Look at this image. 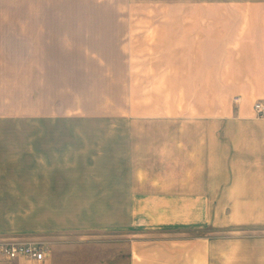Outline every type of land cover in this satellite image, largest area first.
Listing matches in <instances>:
<instances>
[{
	"label": "crops",
	"instance_id": "0c3cea01",
	"mask_svg": "<svg viewBox=\"0 0 264 264\" xmlns=\"http://www.w3.org/2000/svg\"><path fill=\"white\" fill-rule=\"evenodd\" d=\"M99 43L140 45L125 90L187 92V114L174 103L180 114L156 117L178 125L156 146L110 133L107 178L70 179L68 134L42 130L54 118L52 45ZM258 102L264 0H0V125L35 129L0 128V204L110 205L108 215H0V240L50 245L57 229L108 230L127 237V264H264ZM144 147L155 167L133 159Z\"/></svg>",
	"mask_w": 264,
	"mask_h": 264
},
{
	"label": "rangeland",
	"instance_id": "374dc122",
	"mask_svg": "<svg viewBox=\"0 0 264 264\" xmlns=\"http://www.w3.org/2000/svg\"><path fill=\"white\" fill-rule=\"evenodd\" d=\"M112 14L106 13L103 18H112ZM115 14L117 17L123 15ZM147 47L144 46L143 53L148 52ZM141 52L140 45L125 43L52 45L54 118L52 123L42 125V130L68 134V140L63 142L69 143L70 179L84 175L86 181L91 180L97 172L107 178L110 156L115 153L110 150V133H116L118 138L125 137L126 132L145 133L135 136L143 138L136 141L156 146L157 138L162 137L158 133H169L171 137V133L178 130V125L160 122L156 117L180 114L174 113V103L180 104L182 115L187 114V92L125 90L126 80L135 78L131 76L132 71H140L134 65L142 62ZM0 128L13 132L35 130L30 123H6ZM119 150L118 155L123 154ZM156 158L153 147L133 153V159L147 167H155ZM117 164L119 166V161ZM94 169H98L97 172H93ZM101 183L107 184V179H101ZM109 206L108 203H12L0 204V215H96L97 212L108 215ZM117 209H124V205H117ZM54 218L48 222H60ZM13 222L29 225L43 221ZM50 237L52 244H47L51 250L47 264H127V237L122 233L57 229ZM18 260H12L13 263L0 261V264H40L25 258Z\"/></svg>",
	"mask_w": 264,
	"mask_h": 264
},
{
	"label": "built area",
	"instance_id": "2783aa9c",
	"mask_svg": "<svg viewBox=\"0 0 264 264\" xmlns=\"http://www.w3.org/2000/svg\"><path fill=\"white\" fill-rule=\"evenodd\" d=\"M258 116L264 114V105L255 104ZM50 255V247L42 242H28L22 240H0V261H12L25 258L35 263H43Z\"/></svg>",
	"mask_w": 264,
	"mask_h": 264
}]
</instances>
